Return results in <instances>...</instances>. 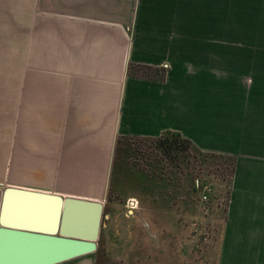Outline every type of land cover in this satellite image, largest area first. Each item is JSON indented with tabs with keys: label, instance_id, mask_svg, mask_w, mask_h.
I'll use <instances>...</instances> for the list:
<instances>
[{
	"label": "crops",
	"instance_id": "crops-1",
	"mask_svg": "<svg viewBox=\"0 0 264 264\" xmlns=\"http://www.w3.org/2000/svg\"><path fill=\"white\" fill-rule=\"evenodd\" d=\"M168 130L236 157L222 264L264 260V0H0V217L102 199L118 138Z\"/></svg>",
	"mask_w": 264,
	"mask_h": 264
},
{
	"label": "rangeland",
	"instance_id": "rangeland-1",
	"mask_svg": "<svg viewBox=\"0 0 264 264\" xmlns=\"http://www.w3.org/2000/svg\"><path fill=\"white\" fill-rule=\"evenodd\" d=\"M154 140L130 141L128 152L117 160L114 153L106 195L107 167L93 171L98 179L97 191L87 194L105 199V211L100 250L90 257L97 264H222L226 254L224 207L228 188L221 176L222 168L198 170L196 176L201 175L205 187L211 188L203 190L199 197L191 193L188 171L200 167V160L179 162L173 173L165 160V174H177L178 182L166 194L156 184V158L161 154ZM129 147L136 151H129ZM209 169L213 174H207ZM131 199L137 201L134 206ZM166 199L170 206L162 210L160 203ZM250 259V264H264L259 254Z\"/></svg>",
	"mask_w": 264,
	"mask_h": 264
},
{
	"label": "water",
	"instance_id": "water-1",
	"mask_svg": "<svg viewBox=\"0 0 264 264\" xmlns=\"http://www.w3.org/2000/svg\"><path fill=\"white\" fill-rule=\"evenodd\" d=\"M12 194L29 197L34 208L28 215L29 223L23 225L15 222L17 213L10 215L4 201L0 264H56L98 250L105 199L8 187L5 196Z\"/></svg>",
	"mask_w": 264,
	"mask_h": 264
},
{
	"label": "trees",
	"instance_id": "trees-1",
	"mask_svg": "<svg viewBox=\"0 0 264 264\" xmlns=\"http://www.w3.org/2000/svg\"><path fill=\"white\" fill-rule=\"evenodd\" d=\"M133 72V70L131 71ZM156 72H159V69H156ZM160 73V72H159ZM161 75V74H160ZM162 76V75H161ZM136 140V139H134ZM138 140V139H137ZM147 140V139H146ZM156 150L157 154L160 157L156 158V184L157 188H159L160 191L165 189L166 194H168V190L173 186V183H178L175 179V176H168L165 173L166 166H165V160L166 165L167 163L172 166L171 173L177 170L179 167V162H185L188 160H191L193 158L194 160L199 159L200 160V167H191L188 171V178L189 183L192 185V194H199V197L202 194V191L205 190L204 182L201 179L200 176H196L198 170L201 168V170H205L207 168H215L220 166L222 168V178L225 179V182L227 183V189L225 191V207H224V221H227V213H228V206L231 196V189L233 185V177L235 173L236 168V157L231 155H224V154H216V153H209L204 152L201 149H199L190 139L184 138L179 132L175 131H165L161 136L156 137ZM130 142V139L127 137H120L117 140L116 144V152H115V159L121 157L122 155H125L128 152L127 145ZM129 151H136L135 149H131L129 147ZM188 155H185V154ZM218 162V164H216ZM199 166V165H198ZM224 166V167H223ZM187 167L189 168V164H187ZM223 172H226V178L223 176ZM207 174H213L212 170L209 169ZM198 179V181H197ZM222 180V181H223ZM166 187V188H164ZM204 192V191H203ZM169 200V199H168ZM167 199L165 201H162L160 204V207L163 210V207L167 208L170 206V201ZM160 208V209H161ZM100 242V241H99ZM100 250V246L98 247V250L96 253H98Z\"/></svg>",
	"mask_w": 264,
	"mask_h": 264
},
{
	"label": "built area",
	"instance_id": "built-area-1",
	"mask_svg": "<svg viewBox=\"0 0 264 264\" xmlns=\"http://www.w3.org/2000/svg\"><path fill=\"white\" fill-rule=\"evenodd\" d=\"M207 189H209V191H211V188H209V187H206V189L205 190H207ZM207 197V195H205V198ZM136 200H134V199H131L130 200V204L132 205V206H134L135 204H136Z\"/></svg>",
	"mask_w": 264,
	"mask_h": 264
}]
</instances>
